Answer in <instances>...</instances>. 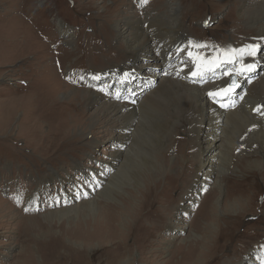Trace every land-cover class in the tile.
I'll return each mask as SVG.
<instances>
[{
	"label": "rangeland",
	"instance_id": "obj_1",
	"mask_svg": "<svg viewBox=\"0 0 264 264\" xmlns=\"http://www.w3.org/2000/svg\"><path fill=\"white\" fill-rule=\"evenodd\" d=\"M102 1L105 3L100 0H0V37L5 50L0 52V264H111L114 257L129 258V264H164L168 259L167 263L172 264L182 256L190 260L189 264H264V183L258 175L262 164L253 162V158L261 156L253 154L256 144L250 147V143L240 144L244 139H239L219 188L214 181L207 182L206 171L210 165L199 158L205 154L201 147L208 145L210 150L206 152H217L221 131H217L218 138L212 145L200 135L196 146L188 140L193 135L184 132L181 125L171 133L173 141L168 151L159 155L165 163L169 160L167 164H173V168L168 166L157 171L148 165L138 173L135 168L131 179L119 184V189L112 194L114 199L109 200L99 197L98 193L122 164L128 145L120 150L116 138L109 137L111 131L100 132L96 126L89 128L90 119H100L103 104L88 106V97L82 92L81 102L76 97L65 100L74 89L85 88L101 95V101L135 103L144 91L160 83L162 71L184 53L182 60L188 64L190 75L199 80L198 84L226 79L214 97L219 106L231 107L246 85L264 70V26L244 23L241 0H175L180 5L183 25L196 42L191 53L184 51L188 45L183 42L174 48V53L162 58L163 66H156L152 61L160 63L158 53L126 57L121 53L125 47L118 42L115 44L120 46L118 51L111 48L109 35L113 32L109 26L113 14L131 2L136 6L133 2L136 0H123L122 5L117 1L106 5L109 0ZM161 1L142 0L145 7L148 5L155 12L163 9L164 6L158 8ZM249 1V10H256L260 0ZM60 20L66 23L60 32L73 36L69 37L68 45L59 37L57 22ZM14 23L23 28L19 39L7 30ZM25 28L28 31L31 28L44 46L36 42L35 50L31 45L33 39L29 38L32 33H27ZM22 40L27 44L21 50ZM253 50L254 55L250 54ZM230 67L233 70L225 75L224 70ZM85 70H90L92 78L85 77ZM71 73L75 80L71 79ZM49 76L52 77L50 90L43 92L48 97L42 102L39 91ZM60 89L63 98H60L62 93L58 95ZM26 114L30 119L25 123ZM77 116L83 124L76 123ZM32 124L37 126L38 138L41 136L37 144L28 142L32 138L26 132ZM252 129L253 126L248 128ZM5 136L12 140L14 149L2 144ZM112 152L119 155L117 162ZM239 160L245 163L242 169L236 167ZM137 175L140 180L134 187ZM130 183L133 185L129 186ZM78 193L97 202V212L83 222L96 221L102 210L113 205L129 210L130 214L120 217L117 223L124 231L123 227L134 217L127 226L125 239L106 245L107 249L98 247L95 240L87 246L83 258H74L73 250H64L66 237L62 244H55L50 238V229L57 235L61 222L45 217L70 203L75 205L73 200L67 202ZM36 200L38 204L34 206Z\"/></svg>",
	"mask_w": 264,
	"mask_h": 264
},
{
	"label": "bare ground",
	"instance_id": "obj_2",
	"mask_svg": "<svg viewBox=\"0 0 264 264\" xmlns=\"http://www.w3.org/2000/svg\"><path fill=\"white\" fill-rule=\"evenodd\" d=\"M100 1L102 3H105L102 0ZM115 1L119 2V4L121 5L124 2L123 0H109L106 5L114 4L116 3ZM133 2L136 3L139 8H137V5L135 6L131 2L129 5H127V8L119 10L117 13L115 12L113 14V21L109 26V31L113 32V34L109 35L112 39L111 48H115L118 51L120 49V46L125 47V49L121 53L126 57L132 56L137 53H144L146 56H148L149 53H158V55H160L161 57L160 63L157 61H152V63L156 66H159V64L163 66L164 62L162 58H166L168 54L170 55L174 53V48L180 46V44H182L183 42H186L188 45V47L184 51H186L187 54L191 53V47L195 45L196 40H194L192 35L186 30L185 26L183 25L182 19L180 17V5L178 1H161V3L158 5V8L161 6L164 7L161 11L156 12L153 9L149 10L147 4V6L145 7L142 0H136ZM259 2V6L256 10H249L250 1L241 0L240 8L243 11L241 17L243 18L244 23L256 27L264 26V0H260ZM24 10L25 9L23 8L22 11ZM105 11L106 10H104V12ZM184 13L185 15L188 14V12ZM15 20L19 19L16 18ZM145 22L148 23L146 27H144ZM57 24L59 25V37L62 40H66L65 44L68 45L67 41L71 36V33L60 32L61 28L64 27L66 23L63 20H60V22L58 21ZM14 25L16 24L14 23ZM25 25L28 27V23H26ZM45 29L47 30V28ZM16 31L18 34V29ZM26 31L28 32V29H26ZM29 31H31L32 37H29V35H27V38L29 37L33 39V43H31V45L35 47L34 49L36 50V42L38 43V46L43 45L44 43L42 42V39L37 36V34L33 33L31 28ZM44 37L46 38V35H44ZM117 42L120 44V46L115 45ZM22 43L23 44L19 46L21 50L24 49L25 45L27 44L24 40H22ZM182 54L184 55V53ZM182 54L172 61L170 67H167L162 71V74L164 75H162L160 83L156 87L154 86L153 88H149L144 91L135 103L128 101H101V95L85 88L81 90L74 89L71 96L65 99L70 100L71 98L76 97L81 102L80 93L82 92L83 94L87 95L86 97H88L86 98L88 106H92L98 103L100 105L103 104V108L101 109L99 115L101 116L100 119H90L89 128L93 129L96 126L98 130H100V132L111 131L112 133L109 137L116 138V140L118 141L116 143L119 146L117 148L119 149L120 147H124V145H128L124 153V160L122 164L114 174L107 178V186L100 193H98L99 197H105L109 200H113V192L119 189V184L127 183V181L131 179L130 174L132 172L134 173L135 168H137L136 173L139 172V169H142L143 167L148 165L153 169H156L157 171L168 166L173 168L172 163V165L167 164L169 160L167 161V163H165L159 155L165 153L166 149L168 151L170 142L173 141V139L170 138V135L171 133L176 132V129L181 125L184 126V132L193 135L194 138L188 140L189 142L194 141V145L196 146H198L196 140L200 135H203L204 139L208 140V142H211L212 145L218 138L217 131L220 130L222 133L217 146V152H206L207 149H209V146H200L202 148L201 152H205L204 157L199 158L200 161H207L210 165L206 171L208 183L212 184L211 182L214 181V184L217 187H222L221 182L225 178V176L223 175H225V173L227 172L226 166L230 162V154L234 145L239 142L240 138L244 139L240 142V144L246 143L248 145V143H250V147L255 144L257 145V148L254 149L253 154H260L261 156L260 159L253 158V162L258 165L260 163L262 164V169L258 172V175L263 178L264 183V70H262V72L258 76L254 77L246 85L245 90L237 99L235 105L225 108L219 106L216 103L214 95L215 93H218L217 90L225 84L226 79L223 78L222 80H216L214 82L207 81L203 84H198L199 80L190 75L188 64H184L185 62H183L182 60L184 56ZM152 57L159 56L153 55ZM231 69L233 70V68L231 67L225 69V75H227V71ZM51 78L52 77L49 76L46 79L47 81L43 83V88H40L41 91L39 92H42L40 94L43 95V98L41 99L42 102H45L47 100L48 96H44L43 92H48V90H50L52 81ZM57 80L59 82V79H56V82ZM40 83L41 82H38L39 86L42 85H40ZM35 86H37V83ZM62 87L64 88L63 85ZM61 90L62 89H60V91L58 92L59 96L62 93ZM63 96L64 95L62 93V96L60 98H63ZM65 108H67V105H65ZM29 119L30 117H28V115L26 114V117H23V122H29ZM76 119L77 124H83V122L81 121V117L77 116ZM100 120H102L101 124L99 123ZM251 126H253V129L248 130V128ZM27 131V135H31L32 138L28 139L29 144H37L38 140L41 139V136L40 138H38L39 134L37 133L36 124H32ZM21 133L24 132L22 131ZM6 140L7 137L5 136L2 144L4 146H8L11 149H14L15 145H13L12 140ZM91 142L94 143V139L91 140ZM64 143L70 144L69 142ZM200 147L198 148L200 149ZM112 154L114 155V162H117L119 155L117 154V152H112ZM200 154L201 153H199L198 155L200 156ZM181 155H183V153L180 154L179 157ZM216 157L218 158V161L215 160ZM244 164L245 163H243L242 160H239L236 166L237 169H242L244 167ZM249 172H253V170L247 171V174ZM219 177L221 178V181ZM139 180L140 175L135 176V182L133 183L134 187L135 185L137 186L139 184ZM133 184L130 183L129 186ZM148 186L149 185H147V188ZM125 194H127V192ZM77 195L74 196L75 198L70 199L67 202L69 203L73 200L72 202L76 203L75 205H72L70 203L63 209L60 208L54 212H50L48 216L45 217H48L50 219L56 218L61 222L59 226V233L57 235L51 233L52 230L50 229V238L55 242V244H62L63 239H65L66 237L67 248H64V250H73L74 258H83L85 256V250L87 249V246L91 245L95 240L97 241L98 247L101 246L107 249L106 245L112 246L116 244L118 239H125V236L128 233L127 226L130 225L134 217L126 224L125 227H123L124 231L118 228L117 223L120 217L124 215V217L126 218L125 215L130 214L129 210H127L126 208L119 209L117 206L113 205L111 207H108V209L102 210L101 215L96 221H93L92 223L89 220L83 222L84 218H86L87 216H92L97 212V202L95 198H87L86 194L78 193ZM249 207L252 206L249 205ZM181 209L185 210L184 207H182ZM135 215L136 213L133 214V216ZM63 218L66 221L62 220ZM181 226L183 227V224ZM44 227L49 228L47 226ZM193 235H195V233ZM176 252H179V249H177ZM128 260L129 258L119 259L114 257V259H112L110 262L111 264H129ZM171 260V262H173V257ZM168 261L169 259L167 261H164V264H166ZM182 262L183 264L187 262V264H189L190 260H188L187 257L182 256L179 261L176 260V262L172 264H181Z\"/></svg>",
	"mask_w": 264,
	"mask_h": 264
},
{
	"label": "crops",
	"instance_id": "obj_3",
	"mask_svg": "<svg viewBox=\"0 0 264 264\" xmlns=\"http://www.w3.org/2000/svg\"><path fill=\"white\" fill-rule=\"evenodd\" d=\"M2 27V26H1ZM0 27V28H1ZM27 27V26H26ZM29 28V27H28ZM28 28H25L24 30L26 31V29H28ZM18 29V31H19V33L17 34V39H19V35H20V31H21V29H23V28H20L19 29V27L17 26V25H13V27H12V29L11 30H9V29H7L11 34H13L14 36L16 35V33H15V31ZM2 30V29H1ZM24 30H23V34L24 35H26L27 36V34L26 33H24ZM1 32V31H0ZM29 32V31H28ZM27 32V33H28ZM23 39V38H22ZM1 41H3V39L1 40V37H0V52L1 53H4L5 52V50H4V47H2L1 46V44H3V43H1ZM20 45H21V42H20ZM18 47V46H17ZM15 48V49H18V48ZM19 49H20V47H19Z\"/></svg>",
	"mask_w": 264,
	"mask_h": 264
},
{
	"label": "snow or ice",
	"instance_id": "obj_4",
	"mask_svg": "<svg viewBox=\"0 0 264 264\" xmlns=\"http://www.w3.org/2000/svg\"><path fill=\"white\" fill-rule=\"evenodd\" d=\"M144 2H146V0H144ZM250 54L254 55L255 54V51L253 50Z\"/></svg>",
	"mask_w": 264,
	"mask_h": 264
},
{
	"label": "water",
	"instance_id": "obj_5",
	"mask_svg": "<svg viewBox=\"0 0 264 264\" xmlns=\"http://www.w3.org/2000/svg\"><path fill=\"white\" fill-rule=\"evenodd\" d=\"M105 68H108V67H105ZM102 69H104V68H99L98 70H102Z\"/></svg>",
	"mask_w": 264,
	"mask_h": 264
}]
</instances>
